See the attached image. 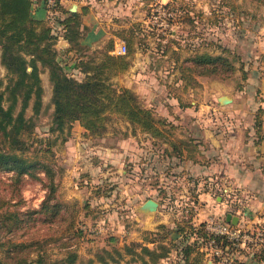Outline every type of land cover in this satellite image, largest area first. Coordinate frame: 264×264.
I'll list each match as a JSON object with an SVG mask.
<instances>
[{
	"label": "rangeland",
	"instance_id": "1",
	"mask_svg": "<svg viewBox=\"0 0 264 264\" xmlns=\"http://www.w3.org/2000/svg\"><path fill=\"white\" fill-rule=\"evenodd\" d=\"M136 1L135 4L139 5ZM139 6L140 12L134 14L136 20L129 27L123 21L128 16H123L127 13L122 9L117 19L120 21L119 26L125 28L126 37L122 40L128 43V49L131 46V51H127L128 66L123 71L115 72L111 68L105 71L115 87L130 88L140 103L152 112L157 119L156 131L135 127L116 113L107 121V131L103 134L91 133L86 129L85 132L79 131L75 127L78 121L64 131L52 129L53 82L49 79L48 86L47 76L49 74L50 77V71L42 67L41 74L46 84L43 106L35 117V127L30 135H26V153L47 165L52 173L46 174L45 166L42 165L36 174H25L22 179H15L12 170H0V212L6 208L9 212L40 208L50 191L63 202L59 217L51 219L45 218L46 214L42 213L27 214L12 226L13 234L5 228L1 230V240L10 235L18 241H34L28 254L31 264H38L36 260L40 256L44 264H66L69 251L77 253L75 264H81L101 248L122 246L137 240H131L132 237L126 235L129 230L136 229L133 233L137 234L133 237L138 234L142 237L144 229L157 231L162 222L153 228H143L145 221L149 222L150 219V215L144 213L155 212L154 218H151L154 221L162 219L169 223L173 218V228H176L179 221L190 218V214L191 217L193 214V221L198 223L194 216L200 198L193 194L191 188L194 185L198 187L200 182L198 180L195 183L190 175L174 170L177 158L172 160L170 152H175L174 146L179 144L186 146L187 135L183 130L174 128L171 115L178 104L184 110L193 109L204 104V98H209L208 111L219 109L216 95L229 88L224 81L234 79L236 70L227 77L203 72L198 68H207L209 64L201 65L197 60L201 55H225L239 68L238 76L244 78L240 67L245 61L240 53L242 48L237 50V45H244L246 41L249 43L258 33L264 35L258 27L264 22V4L257 0H141ZM137 9L138 6H134V12ZM108 42L94 50L77 44L74 50L79 55L83 53V59L92 58V62L97 63L109 48ZM234 43H237L236 48L233 47ZM115 44L113 42L112 50ZM63 57L60 59L66 64L70 55L69 58L65 55ZM66 70L70 75L84 78L76 70ZM7 74L0 52V78L5 82L8 80ZM48 90L51 95H48ZM26 115H33L32 104L27 108ZM180 131L183 133H178ZM127 139H132L134 158H125L122 154L117 160L105 158L103 152L109 145L123 147L122 143ZM146 140L150 153L157 147L163 154L161 183L158 177L155 181L151 170L147 177L142 176V167L139 166L142 154L138 148ZM91 167L94 168L93 172L89 169ZM154 184L157 185V192H150ZM222 186L224 189L230 187L225 191L231 193L228 195L222 192ZM199 187H206L203 180ZM148 196L160 202L155 211L144 212L140 209L139 204ZM212 197L213 204L218 205L222 211L228 208L245 215L243 211L235 210V206L242 203V197L231 184L218 185L212 191ZM211 217L209 215L206 221ZM71 222H74L75 229H79L76 233L67 232L66 227ZM262 224L241 227L258 231L264 227ZM245 246L253 249L248 244ZM5 253L0 250L1 255Z\"/></svg>",
	"mask_w": 264,
	"mask_h": 264
},
{
	"label": "trees",
	"instance_id": "2",
	"mask_svg": "<svg viewBox=\"0 0 264 264\" xmlns=\"http://www.w3.org/2000/svg\"><path fill=\"white\" fill-rule=\"evenodd\" d=\"M32 1L0 0V52L1 61L8 72L6 82L0 78V170H12L15 179H22L25 174H36V171L43 167L42 165L45 166L46 174L52 173L47 165L26 153L28 149L26 135H30L35 127V117L39 115L43 106L42 67L49 69L50 79L53 82L52 129L64 131L71 127L73 122L78 121L88 132L103 134L107 131V121L116 113L135 127L156 131L157 119L152 112L140 103L137 95L130 88L115 87L105 71L109 68L116 70L115 72L125 70L128 66L129 52L112 53L113 40L110 39L109 48L103 52L102 58L97 63H93L92 58L77 59L75 65L85 72L84 78L70 75L56 47L58 34L52 25L31 14ZM257 1L264 4V0ZM58 9L60 2L51 9L52 14ZM60 22L66 29L64 35L70 42L69 50H74L77 44L82 46L79 40L81 36L79 20L69 15ZM126 44L127 51H131V46L128 49L129 45L127 42ZM197 62L201 65L209 64V67L198 70L226 77L237 69L234 62L222 54L201 55ZM242 70L245 78L247 71L244 66ZM30 104L33 107V115L27 116L26 111ZM263 114L264 107H259L256 114L259 139H262ZM174 150V154L178 157L184 153L181 147L175 146ZM190 178L198 182L197 178ZM211 184L213 189L220 185L215 181ZM220 189L225 194L231 193L226 192L223 186ZM62 206L63 202L50 191L40 208L13 212H9L8 208L3 209L0 212V232L5 228L13 234L12 226L18 224L23 215L42 213L46 214L45 218L59 217ZM12 219L14 221H11ZM74 227V222L68 224L67 232L76 233L79 229ZM174 229L181 234V237L172 238L171 233ZM142 233V241L101 248L81 264H94L96 260L104 264L133 262L159 264L163 258L170 255L173 248L178 249L183 264H207L208 255L204 247L213 238L216 243L224 247L225 251L234 255L233 264H250L237 256V252L243 248L241 245L235 244L226 236L210 232L206 229L205 221L195 223L193 214L192 217L190 214V218L179 221L176 228L160 223L157 231L144 229ZM6 236L8 237L2 239L4 241L0 239V250L6 252L4 255L0 254V264H31L28 254L34 241L25 239L18 241L10 235ZM248 246L251 247L252 244ZM252 248L254 257L264 260V242ZM77 258L76 252L69 251L65 259L66 264H75ZM212 258L214 262L219 260L216 255ZM36 261L38 264H44L42 256Z\"/></svg>",
	"mask_w": 264,
	"mask_h": 264
},
{
	"label": "crops",
	"instance_id": "3",
	"mask_svg": "<svg viewBox=\"0 0 264 264\" xmlns=\"http://www.w3.org/2000/svg\"><path fill=\"white\" fill-rule=\"evenodd\" d=\"M135 1L61 0L60 9L52 14L51 10L46 6L45 0H33L31 14L53 26L54 31L58 34L56 47L59 49L60 58H64V55L69 58L70 55V60L65 61L67 69L76 70L79 75L85 76V72L75 65L76 61L84 57L83 53L79 55L76 50H69L70 42L64 35L66 29L60 20L69 15L78 19L81 31L80 43L87 46V49L94 50L101 48L102 44L107 40L111 39L115 43L126 37L124 35L125 28L122 25L119 26L120 21H117L120 14H122L119 10L122 9L127 13L123 15L128 16L123 21L126 24L125 26L129 27L136 20L133 17L134 14L139 13L141 9L139 6L141 0L136 1L139 5L135 4ZM74 3L77 4L76 12L70 9ZM134 6H138L136 12H134ZM75 13H78L79 16L76 17ZM258 27L259 32H264V22L262 26ZM256 38L249 40V43H246L248 42L246 41L244 45L242 43L239 45L234 43L233 45L234 48L238 46L237 50L239 51L242 48L240 53L242 54V60L245 61L242 64L247 71V76L245 78H242L243 76L239 77V68H237L234 74L235 78H228L224 81V84L229 85V88L217 94L216 99L219 100L220 96L226 95L231 99L229 102L222 103L219 100V109L208 111L207 107L210 106L208 103L209 98H204V104L201 103V105L195 106L193 109L184 110L178 104L175 107L176 111L171 115V119L175 124L174 128L183 130L187 135L186 146L181 144L177 146L183 149V155L178 157L174 152H170L172 160L177 158V161H174V170H176L175 172L183 171L190 177L197 178L200 182L198 187L194 185L191 188L193 194H197V197L200 198L194 216V220L198 223L206 221L209 215L226 218L229 212L239 216L238 224L240 226H251L254 223L263 225L262 222L264 223V125L261 133L262 139H259L256 128L257 111L259 107H264V35L258 33ZM111 52L116 53L114 50H111ZM242 67L240 68L242 69ZM41 76L45 87V77L42 74ZM238 78L239 81L237 80ZM49 79L48 74V86ZM48 95H51L49 90ZM176 102L178 103L179 101L176 99ZM75 127L79 131L85 132V128L79 122L76 123ZM183 132L180 131L178 133ZM131 141L132 139H127L122 143L123 147L109 145L103 152L105 158L117 160L121 154L125 155V158H134ZM146 142L147 140L144 141V145L138 148V152L142 154L140 157L142 160L141 165H139L142 167V176L147 177L148 171L151 170L150 172H152L155 181H157L158 177V182L161 183L163 166L161 156L163 154L160 153L159 148L156 149L157 147L155 149L151 148L154 152L150 153V147H148ZM89 169L93 172L92 169L94 168L91 167ZM200 179L206 185L204 189L199 187L202 184ZM212 181L220 185L231 184L235 187L242 197V203H238L235 206V210L243 211L245 215H240L228 208L222 211L218 205L213 204L212 191L214 189L211 184ZM154 185L150 192H157V185ZM148 198L150 196L146 197L145 200ZM243 207H245L244 210H242ZM144 215H150V219L149 222L145 221L143 228H153L154 225L160 222L166 223L162 219L159 221L152 220L151 218H154L155 212L144 213ZM174 222L175 220L171 218L170 222L166 224L172 227ZM133 232H136V229L127 231L126 235L132 237L131 240L137 239L133 241H142V237L139 234L136 236L137 238L133 237L137 234ZM179 237H181L180 233L173 239ZM241 246L243 248L237 252L240 260L250 264H264V260L254 257L251 249L245 245ZM183 263L177 248H173L170 255L159 262V264ZM95 264L103 263L96 261ZM132 264H141V262H133Z\"/></svg>",
	"mask_w": 264,
	"mask_h": 264
},
{
	"label": "built area",
	"instance_id": "4",
	"mask_svg": "<svg viewBox=\"0 0 264 264\" xmlns=\"http://www.w3.org/2000/svg\"><path fill=\"white\" fill-rule=\"evenodd\" d=\"M61 0H45V4L48 9H52ZM114 51L116 53H126L127 44L124 40L117 41L115 44ZM226 190L231 189L230 187L225 188ZM206 229L217 235L226 236L229 240L235 242L237 245H250L260 246L264 242V227L259 228L258 231L246 230L239 224H233L228 222L225 217L212 216L206 221ZM207 250V262L212 264H233L234 255L230 252L225 251L224 247L216 243L215 239H211L207 246L204 247ZM228 248V247H227ZM219 257L218 262H214L213 256Z\"/></svg>",
	"mask_w": 264,
	"mask_h": 264
},
{
	"label": "water",
	"instance_id": "5",
	"mask_svg": "<svg viewBox=\"0 0 264 264\" xmlns=\"http://www.w3.org/2000/svg\"><path fill=\"white\" fill-rule=\"evenodd\" d=\"M70 9L73 11V12H76L77 11V4L74 3ZM75 16L78 17L79 14L78 13H75ZM219 100L224 103V102H229L231 99L230 97L226 96V95H222L219 97ZM159 206V202L158 200H156L155 198H148L146 199L140 206V209L144 212H152V211H155ZM226 220L228 222H231L233 224H238V220H239V216L238 215H235L231 212H229L226 216ZM179 235V232L177 231H174L171 236L172 238H176L177 236Z\"/></svg>",
	"mask_w": 264,
	"mask_h": 264
}]
</instances>
